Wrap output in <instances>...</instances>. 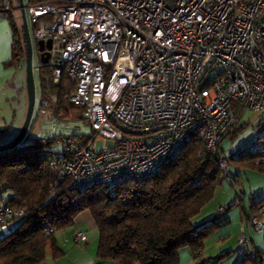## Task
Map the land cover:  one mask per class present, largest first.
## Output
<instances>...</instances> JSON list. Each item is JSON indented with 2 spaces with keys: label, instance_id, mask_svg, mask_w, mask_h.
Instances as JSON below:
<instances>
[{
  "label": "built area",
  "instance_id": "obj_1",
  "mask_svg": "<svg viewBox=\"0 0 264 264\" xmlns=\"http://www.w3.org/2000/svg\"><path fill=\"white\" fill-rule=\"evenodd\" d=\"M10 9L11 0H0V13ZM24 12L33 40L51 42L54 86L63 77L75 83L69 104L82 109L94 134L81 144L75 136L84 135L56 119L59 134L53 124L49 136L28 138L19 149L56 139L62 149L50 166L80 192L145 181L190 143L228 177L230 154L219 153L221 144L238 128L241 112L264 110V0H40ZM53 103L54 96L41 102L43 114ZM262 145L248 144L231 157ZM223 212L219 207L217 214ZM23 215L0 202L3 231ZM250 222L253 231L264 229L261 219ZM248 237L241 226L238 257L264 264V255L245 249ZM75 240L87 242L81 232Z\"/></svg>",
  "mask_w": 264,
  "mask_h": 264
},
{
  "label": "trees",
  "instance_id": "obj_2",
  "mask_svg": "<svg viewBox=\"0 0 264 264\" xmlns=\"http://www.w3.org/2000/svg\"><path fill=\"white\" fill-rule=\"evenodd\" d=\"M37 1L40 0L31 3ZM13 49L9 66H17L25 58V49L17 40ZM38 77L40 102L49 95L56 96L57 117H75L77 110L82 113V109L69 104L74 82L63 77L60 85L54 86L49 64L41 65ZM37 116L34 107L31 124ZM32 128L23 142L30 138ZM238 130L228 137H235ZM257 141L263 143L260 150L231 157L247 144L229 153L228 163L264 174V134L252 143ZM56 144L55 139L0 152V196L6 192V204L24 211L10 224L16 225L0 238V264H42L48 249L52 258H58L61 252L54 234L72 227L82 212L90 213L98 231V260L112 264H179L182 249L200 252L210 230L224 225L228 209L242 202L238 194L243 192L239 191L230 205L219 206L225 212L218 215V207L211 222L193 225L192 220L212 201L226 178L201 145L188 144L172 162L145 181H130L115 188L94 186L80 192L70 189L68 180L60 181L58 170L50 166L53 154L60 151L54 148ZM260 204L250 203L249 218L259 217ZM261 233L264 242V229ZM255 253L264 255V249ZM248 260L243 259L241 264H248Z\"/></svg>",
  "mask_w": 264,
  "mask_h": 264
},
{
  "label": "crops",
  "instance_id": "obj_3",
  "mask_svg": "<svg viewBox=\"0 0 264 264\" xmlns=\"http://www.w3.org/2000/svg\"><path fill=\"white\" fill-rule=\"evenodd\" d=\"M19 6H14L11 1V9L8 13H0V91L9 85L11 78L16 77L17 71L22 69V61L17 66H9L14 51L16 40L22 43L24 35V18L22 11L28 6L32 0H27V4L23 5L22 0H18ZM25 20L28 26L30 38H32V25L26 13L24 12ZM19 20V21H18ZM20 24L18 29L17 24ZM21 30V31H20ZM24 42V40H23ZM37 46V43H36ZM23 48V47H22ZM40 61V60H39ZM41 64V62H40ZM50 65V63L48 62ZM42 65V64H41ZM36 100V95H35ZM15 119V118H14ZM13 119L11 126L1 127V130L11 132L14 127L15 120ZM45 120L46 118H42ZM250 128L251 133L242 145L236 147L233 151L241 146H245L260 138L264 134V110L261 112H241L239 117V129L236 133L242 135L243 132ZM46 135H32L33 139L44 137ZM6 141H0V145L7 144ZM231 151V152H233ZM227 184L224 181L221 188H218L210 203H208L196 216L192 223L195 227H200L214 219L215 212L219 206H228L236 199V194L243 192L241 204H236L228 209L226 214V223L220 227L210 230V233L204 239L203 249L198 253H192L189 248H184L179 252V264H241L242 258L236 253V240L241 226L249 232L250 240L247 244L249 251L257 252L264 249L263 241H256L253 230L249 227L248 218L249 206L251 202H260V206H264V174L256 171L241 170L233 168L226 177ZM0 198L6 202L3 196ZM248 199V209L245 201ZM16 223H13L10 228L3 231L0 228V238L9 232ZM77 232H81L87 242L82 243L75 240ZM261 233V232H260ZM56 247L60 250L61 255L54 259L51 256V250L48 249L46 258L42 264H112L103 262L96 258L98 248V231L95 228L93 220L89 212L80 213L74 220V224L70 228L60 230L54 234Z\"/></svg>",
  "mask_w": 264,
  "mask_h": 264
},
{
  "label": "rangeland",
  "instance_id": "obj_4",
  "mask_svg": "<svg viewBox=\"0 0 264 264\" xmlns=\"http://www.w3.org/2000/svg\"><path fill=\"white\" fill-rule=\"evenodd\" d=\"M11 1H12V4L14 6L20 5L18 0H11ZM22 4L26 5L27 0H22ZM17 27H18V29H20L19 22L17 24ZM31 43H32V50H33V53H32V73H33L35 95H36L35 114L38 111V116H37V119H36L34 125H33V123L30 124L31 125L30 128H32V126H33L32 130H30L31 131L30 132V138L33 139L32 135L34 136L37 134L49 136L52 132V126L57 119L58 121H64L67 124H69L71 127V129H70L71 132H74L75 134L84 135V136H82V139L80 142H81V144H85L86 141L88 140V138L92 137V135L94 133H93L91 126L84 120L80 110H77L75 117H71L68 119H66V118L63 119V118L57 117L55 111H56V108L58 106V99L54 95H49V96L55 97L56 103L55 104L53 103L51 105L49 112L47 111L48 114L46 113V115H45L41 111L40 88H39V77H38L39 71L41 69V64H40L39 57H38V50H37L36 42L33 40V38H31ZM21 46L25 49V45H24L23 40H22ZM22 65H23L22 69L20 71H17L16 77L11 78L9 81V85H7L6 88H3V90L0 91V128L4 127V126L10 127L13 119L15 118L14 119L15 123H14V125H12L14 127L10 130L11 132H9V131L6 132V130H4V129L0 131V141H6L9 144L12 143L18 137V135H19V133L23 127L24 121L26 119V115H27V111H28V107H29V93H28V84H27V62H26V58L22 59ZM42 118H46V119L43 120ZM32 119L34 120V118H32ZM76 126L81 127V130H75ZM55 128H56V133L59 134L61 132L60 127L58 125H55ZM251 132H252L251 129L248 128L243 132L242 135L237 134L235 137H227L224 140V142L221 144L219 153L221 155H228L236 147H238L239 145H242V142L245 141V139H247L249 137ZM103 145H104L103 142L98 141L96 143V151L97 152L101 151ZM241 147H243V146H241ZM241 147H239V148H241ZM54 148L55 149H62V146L60 144H56V146H54ZM260 163L261 162L256 163V164L259 165ZM228 167H229V169L227 170V174H229L233 168H240L241 170H248L245 167H243V166L240 167L238 164H235V163H228ZM224 181L227 184L228 181L226 180V178L224 179ZM219 188H221V186ZM248 204H249V201H248V199H246L245 205H246L247 209H248ZM250 218L248 219L249 225L251 223ZM256 218L258 220L261 219V221L264 222V216H261L259 214V217H256ZM239 231H240V229H239ZM260 232H254L255 240L257 242L263 241V235ZM238 235H239V232H238ZM238 235H237V240H236V247H237V242H238ZM249 240L250 239L248 237L245 249H247V244H248ZM249 252H253V251H249ZM248 261H249L248 264H250L251 263L250 259Z\"/></svg>",
  "mask_w": 264,
  "mask_h": 264
},
{
  "label": "water",
  "instance_id": "obj_5",
  "mask_svg": "<svg viewBox=\"0 0 264 264\" xmlns=\"http://www.w3.org/2000/svg\"><path fill=\"white\" fill-rule=\"evenodd\" d=\"M23 18H24V45H25V58L27 62V84H28V93H29V107L26 115V119L24 121L23 127L18 135V137L10 144L0 148V152L4 151L5 149L15 148L19 144L23 142L26 137V134L30 128V124L32 121L34 107H35V87H34V80H33V73H32V43L31 38L28 31V26L25 20L24 12L22 11ZM37 50L39 54V60L42 65H47L49 62L51 50V42L50 41H39L37 43Z\"/></svg>",
  "mask_w": 264,
  "mask_h": 264
},
{
  "label": "flooded vegetation",
  "instance_id": "obj_6",
  "mask_svg": "<svg viewBox=\"0 0 264 264\" xmlns=\"http://www.w3.org/2000/svg\"><path fill=\"white\" fill-rule=\"evenodd\" d=\"M38 57H39V54H38Z\"/></svg>",
  "mask_w": 264,
  "mask_h": 264
}]
</instances>
